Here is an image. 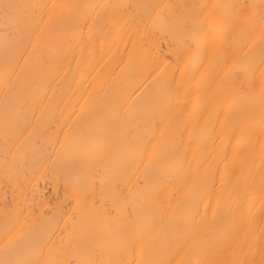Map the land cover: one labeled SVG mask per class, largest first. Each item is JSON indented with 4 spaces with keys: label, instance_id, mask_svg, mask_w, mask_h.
Listing matches in <instances>:
<instances>
[{
    "label": "bare ground",
    "instance_id": "obj_1",
    "mask_svg": "<svg viewBox=\"0 0 264 264\" xmlns=\"http://www.w3.org/2000/svg\"><path fill=\"white\" fill-rule=\"evenodd\" d=\"M0 264H264V0H0Z\"/></svg>",
    "mask_w": 264,
    "mask_h": 264
}]
</instances>
